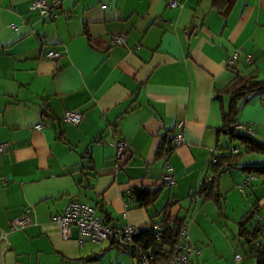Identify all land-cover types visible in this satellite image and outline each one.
<instances>
[{
  "label": "crops",
  "instance_id": "0c3cea01",
  "mask_svg": "<svg viewBox=\"0 0 264 264\" xmlns=\"http://www.w3.org/2000/svg\"><path fill=\"white\" fill-rule=\"evenodd\" d=\"M33 1L0 0V229L34 211L29 226L8 235L3 264H137L110 241L78 245L74 228L62 239L49 223L71 202L112 229L146 228L169 206L200 249L191 264L207 263L215 246L198 222L217 212L238 223L254 203L264 208V178L249 181L243 169L264 166L260 154L243 155L219 177L218 203L191 199L209 185L212 156L243 151L224 132V90L235 73L264 81L262 1L177 0L168 8L169 0H45L57 8L44 19L29 11ZM118 33L119 46L111 42ZM47 51L58 58L44 59ZM74 109L80 123H63ZM178 121L183 145L159 155ZM234 121L264 143V95L240 101ZM119 141L127 153L117 161ZM166 165L171 187L160 183Z\"/></svg>",
  "mask_w": 264,
  "mask_h": 264
},
{
  "label": "built area",
  "instance_id": "2783aa9c",
  "mask_svg": "<svg viewBox=\"0 0 264 264\" xmlns=\"http://www.w3.org/2000/svg\"><path fill=\"white\" fill-rule=\"evenodd\" d=\"M262 5H264V0ZM179 6L177 0H169L167 2L168 8H177ZM56 5H49L45 0H35L29 6V11L36 13L41 19L45 17H55ZM12 29H16L15 25H11ZM125 35L123 33L113 34L111 42L113 45H122ZM59 53L56 51H47L44 53V59L54 60L58 58ZM238 52L233 53L227 60V66L233 68ZM82 119V114L79 110L64 111L61 120L68 125L77 126ZM243 128L237 126L236 129ZM37 129H41L40 126ZM173 147L178 148L183 145V121H178L175 126L174 134L169 136ZM115 150V159L117 161L123 160L127 153V144L124 141H119L113 144ZM5 145H0V154L4 151ZM236 149H232V153H236ZM211 163H215V157L212 156ZM164 187H171L175 183V177L170 166L166 165L165 173L160 181ZM197 196L191 197L195 200ZM129 202L130 199L128 198ZM34 211L31 208L26 209L19 217L14 218L9 223L8 231L0 229V264H3V257L8 249V235L10 233L21 231L32 223ZM50 226L56 227L62 239H69L70 232L74 228L78 233V245L82 246L84 242L88 241L95 244H101L105 241H110L122 249H133L137 254V264H153V257L149 252L142 250L134 244L133 239L139 233V228L130 224H126L121 229H112L101 222L95 216V211L90 206L71 202L65 210L50 219ZM161 228L155 226V237H159ZM200 254L199 247L192 243L188 232L183 229L180 233V242L173 247V254L171 260L166 264H191V258ZM235 262H240L242 257L236 255Z\"/></svg>",
  "mask_w": 264,
  "mask_h": 264
},
{
  "label": "trees",
  "instance_id": "16d2710c",
  "mask_svg": "<svg viewBox=\"0 0 264 264\" xmlns=\"http://www.w3.org/2000/svg\"><path fill=\"white\" fill-rule=\"evenodd\" d=\"M225 93L230 96V107L228 113L224 116V132L229 134L232 142H239L242 148V152L236 149V153H232V149L227 154L218 155L215 157V163L209 165L210 178L206 177V181H209V185L201 187L200 190L193 196H202L204 201H214L218 203V179L227 170L239 166L240 160L243 155L246 154H260L264 155V143H260L254 140L251 136L237 132L235 123V115L237 113V104L246 96L254 93L264 95V81H258L254 77H242L238 73H235L233 81L224 90ZM165 141L160 147L159 155L167 156L171 153L175 147H173L169 136H165ZM248 173L249 181L255 179L264 178V166L261 167H249L243 168ZM192 196V197H193ZM147 195L145 199L141 201L140 205H143L147 201ZM258 204L254 203L252 209L238 221L239 237H248L255 235V231L261 232V226H255L254 231L251 232L247 227L254 220L258 214ZM169 206L165 207L162 212V217L159 222L150 223L146 228L140 229L139 233L133 239L135 245L142 250L149 252L153 257V264H166L168 263L173 254V247L176 243L180 242V233L183 229H186V224L177 218H171L168 213ZM256 214V215H255ZM155 226L161 228L159 237H155ZM254 239V238H251ZM103 243V242H102ZM114 244V243H113ZM116 245V244H114ZM117 246V245H116ZM119 247V246H117ZM120 248V247H119ZM122 249V248H120ZM129 251L136 259L137 254L133 249H123ZM256 258V264H264V246L259 248V251L252 254Z\"/></svg>",
  "mask_w": 264,
  "mask_h": 264
},
{
  "label": "rangeland",
  "instance_id": "374dc122",
  "mask_svg": "<svg viewBox=\"0 0 264 264\" xmlns=\"http://www.w3.org/2000/svg\"><path fill=\"white\" fill-rule=\"evenodd\" d=\"M243 100V99H242ZM241 100V101H242ZM245 156V155H244ZM259 186V182L256 183ZM251 199V197L249 198ZM255 200L253 201V203ZM259 213L247 227L254 231L255 226H261V232L253 235V237H239L238 224L236 223L239 217L224 218L215 214L209 221L198 222L205 235L213 242L214 249H209L207 263L201 261L200 264H256V258L252 255L250 246L247 241L251 238L259 239V242L264 245V208H258ZM192 216V215H191ZM195 218V216H192ZM198 221V218L195 219ZM195 224H197L195 222ZM215 255H219L216 258ZM239 255L242 257L240 262H235L234 257Z\"/></svg>",
  "mask_w": 264,
  "mask_h": 264
},
{
  "label": "water",
  "instance_id": "95a60500",
  "mask_svg": "<svg viewBox=\"0 0 264 264\" xmlns=\"http://www.w3.org/2000/svg\"><path fill=\"white\" fill-rule=\"evenodd\" d=\"M87 162H84V164H86ZM264 205V201H261L260 202V206ZM250 240V239H249ZM248 240V241H249ZM251 242V241H250ZM250 244V247L253 248L255 250V252L259 251V244L256 243V242H251L249 243Z\"/></svg>",
  "mask_w": 264,
  "mask_h": 264
}]
</instances>
